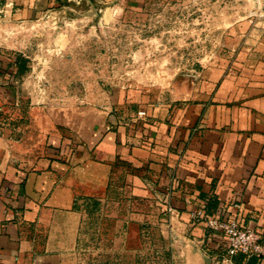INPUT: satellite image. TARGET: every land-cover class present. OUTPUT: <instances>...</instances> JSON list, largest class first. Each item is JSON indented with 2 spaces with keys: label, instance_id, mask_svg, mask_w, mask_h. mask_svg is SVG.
I'll return each mask as SVG.
<instances>
[{
  "label": "rangeland",
  "instance_id": "374dc122",
  "mask_svg": "<svg viewBox=\"0 0 264 264\" xmlns=\"http://www.w3.org/2000/svg\"><path fill=\"white\" fill-rule=\"evenodd\" d=\"M260 4L0 0V142L7 133L35 148L45 138L39 122L64 121L70 124L61 128L66 143L78 146L91 125L136 127L172 105L207 98L211 82L229 67L252 61L233 56L239 35L264 34V26L241 24L264 19ZM215 68L220 75L212 74ZM142 109L147 114L140 117ZM134 183L119 170L103 200L82 201V264H171L176 258L162 233V205L149 202L148 188Z\"/></svg>",
  "mask_w": 264,
  "mask_h": 264
},
{
  "label": "crops",
  "instance_id": "0c3cea01",
  "mask_svg": "<svg viewBox=\"0 0 264 264\" xmlns=\"http://www.w3.org/2000/svg\"><path fill=\"white\" fill-rule=\"evenodd\" d=\"M241 24L264 26V19ZM238 39L233 57L252 61L229 67L211 82L207 98L172 105L141 125H91L78 146L66 143L61 128L70 124L64 121L39 122L45 138L35 148L6 133L0 142V264H82V201L103 200L119 170L137 189L148 188L149 202L162 205V233L179 252L171 264H206L205 256L211 264H264L259 256L230 258L225 235L192 215L204 208L239 216L264 233V34L245 32Z\"/></svg>",
  "mask_w": 264,
  "mask_h": 264
},
{
  "label": "built area",
  "instance_id": "2783aa9c",
  "mask_svg": "<svg viewBox=\"0 0 264 264\" xmlns=\"http://www.w3.org/2000/svg\"><path fill=\"white\" fill-rule=\"evenodd\" d=\"M138 114L143 117L147 112L142 109L138 111ZM236 205L239 204L236 203ZM192 215L195 219L205 220L207 226L225 235L230 258L237 254L264 257V233L251 225L242 223L239 216L223 218L208 213L204 208L197 209Z\"/></svg>",
  "mask_w": 264,
  "mask_h": 264
},
{
  "label": "water",
  "instance_id": "95a60500",
  "mask_svg": "<svg viewBox=\"0 0 264 264\" xmlns=\"http://www.w3.org/2000/svg\"><path fill=\"white\" fill-rule=\"evenodd\" d=\"M206 257V264H211V257L210 256H205Z\"/></svg>",
  "mask_w": 264,
  "mask_h": 264
}]
</instances>
